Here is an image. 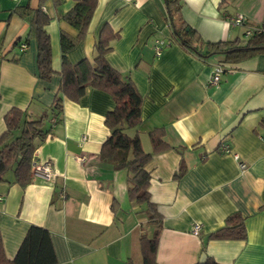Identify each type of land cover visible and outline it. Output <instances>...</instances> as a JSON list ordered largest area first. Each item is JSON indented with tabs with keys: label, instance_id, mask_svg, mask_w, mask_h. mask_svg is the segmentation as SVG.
Instances as JSON below:
<instances>
[{
	"label": "crops",
	"instance_id": "1",
	"mask_svg": "<svg viewBox=\"0 0 264 264\" xmlns=\"http://www.w3.org/2000/svg\"><path fill=\"white\" fill-rule=\"evenodd\" d=\"M97 2L87 35L67 57L72 65L93 62L103 27L118 32L107 60L142 97V123L128 134H138L144 151L152 152L150 133L164 131L170 148L154 154L146 167L162 222L156 261L199 264L205 253L204 264H264V52L224 65L217 85L210 81L224 56L207 55L208 43L245 38L246 27L229 26L228 16L242 14L247 26L264 27V0H181L179 14L201 36L204 57L176 40L165 0ZM74 5L0 0V136L13 107L31 120L51 114L61 95L62 32L78 35L63 17ZM21 6L51 18L50 81L39 78L38 44L28 40L29 23L16 12ZM159 38L170 42L160 57L154 51ZM84 94L78 101L65 97L60 121L51 118L49 136L35 141V162L51 161L54 179L34 178L22 187L11 169L0 182V235L10 259L34 225L48 229L56 264H144L140 241L155 227L145 207L128 196V172L100 159L114 98L93 87ZM236 214L245 219V240L210 239ZM195 223L202 225L199 237L191 233Z\"/></svg>",
	"mask_w": 264,
	"mask_h": 264
},
{
	"label": "trees",
	"instance_id": "2",
	"mask_svg": "<svg viewBox=\"0 0 264 264\" xmlns=\"http://www.w3.org/2000/svg\"><path fill=\"white\" fill-rule=\"evenodd\" d=\"M98 0H74V8L63 17L74 28L78 35L69 37L65 32L61 35V88L56 95L50 115L40 119H29L27 114L16 107L9 110L4 117L6 130L0 136V182L7 180L6 173L13 169L16 183L22 187L29 185L35 165L37 139L44 140L49 136L48 123L51 118L54 123L60 121L63 113L64 98L78 101L88 88L107 90L114 98L115 108L105 116V126L110 135L102 144L100 159L112 162L116 169L128 172V196L132 203L144 206L149 225L155 227L153 236L142 235L140 246L144 264H158L156 261L157 246L162 228L161 215L150 194L151 174L146 170L147 164L154 154L170 148L163 140L164 131L158 129L150 133L152 152H145L139 135L130 136L129 129L136 128L142 123V97L131 79H126L120 72L109 64L107 55L113 49V43L119 33L109 26H104L96 46V56L93 62L82 60L76 65L70 64L67 53L74 49L88 33L90 22L98 6ZM167 1V12L173 35L187 50L203 56L199 44L202 43L198 32L188 26L181 17V0ZM16 12L29 23V38L38 44L37 69L39 78L50 81L54 70L52 68V43L46 26L51 21L42 9L32 10L29 6L19 7ZM179 15V16H178ZM248 24V23H247ZM246 24V25H247ZM250 27V26H248ZM252 35L233 41L208 43L211 51L207 55L222 54L223 67L244 61L248 57L264 52V27H251ZM19 42L16 44L18 45ZM204 57V56H203ZM52 122V121H51ZM180 174L184 172L181 165ZM179 174V175H180ZM247 231L245 219L240 215L228 217L226 226L212 234V240H245ZM57 256L47 228L32 225L25 235L23 242L14 259L5 255L4 243L0 235V264H56ZM211 264H218L211 262Z\"/></svg>",
	"mask_w": 264,
	"mask_h": 264
},
{
	"label": "built area",
	"instance_id": "3",
	"mask_svg": "<svg viewBox=\"0 0 264 264\" xmlns=\"http://www.w3.org/2000/svg\"><path fill=\"white\" fill-rule=\"evenodd\" d=\"M226 22L229 26H239V27H246L245 32L247 34V36H251L252 35V31L253 29L251 27H248L246 24L248 23L247 18L245 15L242 14H237L235 16H228L226 17ZM169 41H166L164 39H156L155 40V44H154V51L156 53V56L160 57L163 52L164 49L167 48V46L169 45ZM26 47V45L23 44L22 46V50ZM224 71V67L223 65H218L216 66V68L213 71V76L211 78V84L217 85L220 82V78H221V73ZM55 120L53 119L52 122H54ZM82 140H85V137L82 138ZM223 151L224 153H228L230 152V148L228 144L223 145ZM235 158L238 160L239 156L235 155ZM85 158H82L81 160L84 161ZM239 165H241V168L243 170L246 169L247 165H245L243 162H239ZM32 175L34 176L35 179L38 180H45V181H51L54 179V177L56 176V174H54L53 171V163L51 161H45L42 163H38L36 162L34 167H33V171H32ZM1 200V198H0ZM201 230H202V225L200 223H195L192 226L191 229V233L197 237H199L201 235Z\"/></svg>",
	"mask_w": 264,
	"mask_h": 264
},
{
	"label": "water",
	"instance_id": "4",
	"mask_svg": "<svg viewBox=\"0 0 264 264\" xmlns=\"http://www.w3.org/2000/svg\"><path fill=\"white\" fill-rule=\"evenodd\" d=\"M166 3H167V1H165ZM201 260H200V263L199 264H204L205 262H206V254L204 253L202 256H201V258H200Z\"/></svg>",
	"mask_w": 264,
	"mask_h": 264
}]
</instances>
